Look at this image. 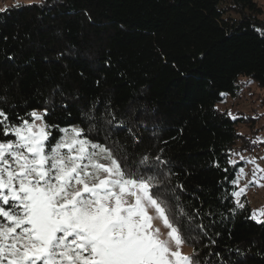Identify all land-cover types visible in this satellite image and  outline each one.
<instances>
[{
    "label": "trees",
    "instance_id": "obj_1",
    "mask_svg": "<svg viewBox=\"0 0 264 264\" xmlns=\"http://www.w3.org/2000/svg\"><path fill=\"white\" fill-rule=\"evenodd\" d=\"M241 79L264 90L255 0H34L0 10V108L12 121L47 108L49 124L83 128L130 165L166 161L159 171L192 217L184 245L201 264H264V216L255 221L231 196L242 166L232 159L236 126L247 118L218 109Z\"/></svg>",
    "mask_w": 264,
    "mask_h": 264
},
{
    "label": "snow or ice",
    "instance_id": "obj_2",
    "mask_svg": "<svg viewBox=\"0 0 264 264\" xmlns=\"http://www.w3.org/2000/svg\"><path fill=\"white\" fill-rule=\"evenodd\" d=\"M47 115L12 121L0 108V264H201L182 252L192 217L159 171L166 161L130 165L118 146ZM246 187L231 193L238 208Z\"/></svg>",
    "mask_w": 264,
    "mask_h": 264
},
{
    "label": "rangeland",
    "instance_id": "obj_3",
    "mask_svg": "<svg viewBox=\"0 0 264 264\" xmlns=\"http://www.w3.org/2000/svg\"><path fill=\"white\" fill-rule=\"evenodd\" d=\"M31 1L34 0H0V10L17 3ZM255 1L264 11V0ZM231 16L234 17L233 14ZM239 82L241 89L239 95L235 98L225 96L218 105V109L231 118H247L244 124L236 126L240 138L236 141L232 159L241 162L242 166L239 167L235 178L239 180L235 191L247 186L246 192L241 195L239 202H248L253 212V218L260 222L264 216L261 215L264 213V171H261L264 169V148L262 147L264 142V90L245 79H241ZM253 161L255 162L253 163ZM102 162L106 163V161ZM241 168L244 169L242 174L240 173ZM161 230H164L162 225ZM182 252L185 255H190V249L185 245L182 246Z\"/></svg>",
    "mask_w": 264,
    "mask_h": 264
}]
</instances>
